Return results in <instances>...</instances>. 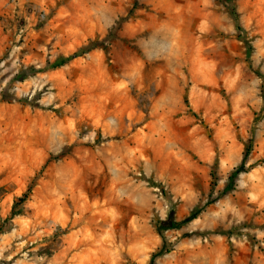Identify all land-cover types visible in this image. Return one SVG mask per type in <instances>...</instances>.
<instances>
[{"label": "rangeland", "instance_id": "rangeland-1", "mask_svg": "<svg viewBox=\"0 0 264 264\" xmlns=\"http://www.w3.org/2000/svg\"><path fill=\"white\" fill-rule=\"evenodd\" d=\"M235 3L250 58L225 0H0V264H150L193 213L155 264H264V0Z\"/></svg>", "mask_w": 264, "mask_h": 264}, {"label": "trees", "instance_id": "trees-1", "mask_svg": "<svg viewBox=\"0 0 264 264\" xmlns=\"http://www.w3.org/2000/svg\"><path fill=\"white\" fill-rule=\"evenodd\" d=\"M225 1H226V3H228L227 6H228V8H229L234 20H235V23L237 25V29L239 31L240 38L243 39L245 41V43L247 44V56L250 58L253 48H252L250 42L248 41L246 29L244 28V26L242 25V23L240 21V16H239V13L237 10V5L235 3V0H225ZM126 19H127V17L120 20L119 27L122 25L123 21H125ZM117 37H118V34L113 31V32H111V34H109L108 37L104 38L103 40L95 41L92 44H90L89 46L81 47L79 50L75 51L74 53H72L68 56H62L60 58H57L54 62L50 63L49 67H53V68L61 67V66L65 65L66 63H68L69 61H71L72 59H75L79 56H82V55L90 52L93 49H96L100 46H106L107 44L112 43V41L114 39H116ZM252 149H253V138L250 139V143H249V145L245 151L242 164L239 165L237 168H235V170L231 174L230 182L226 188V191L232 190L236 180L238 179V176L242 172H246L249 170V167L246 166V161H247L248 156L250 155ZM162 187H163V185H162ZM29 193H25V195H24L25 198L23 197V198H21V200H25L29 196ZM196 216H197V213H193L190 216L184 218L183 220H176V219L169 217V218H166V219L159 222L158 229H159L160 234L163 236L165 242L163 245V249L160 250L159 252L153 254V258H152L150 264H155V262L159 256H161V255H163L169 251V249L168 250L166 249V247L169 244V240L166 238L165 231L169 228L182 227L185 224H187L188 222L192 221L194 218H196Z\"/></svg>", "mask_w": 264, "mask_h": 264}, {"label": "crops", "instance_id": "crops-1", "mask_svg": "<svg viewBox=\"0 0 264 264\" xmlns=\"http://www.w3.org/2000/svg\"><path fill=\"white\" fill-rule=\"evenodd\" d=\"M12 241H13V238H12ZM6 246V244H5ZM16 261H19L20 264H25V262H22L21 260H16Z\"/></svg>", "mask_w": 264, "mask_h": 264}]
</instances>
